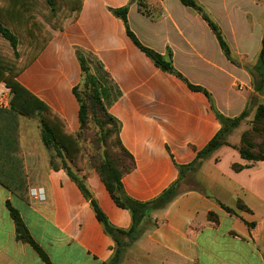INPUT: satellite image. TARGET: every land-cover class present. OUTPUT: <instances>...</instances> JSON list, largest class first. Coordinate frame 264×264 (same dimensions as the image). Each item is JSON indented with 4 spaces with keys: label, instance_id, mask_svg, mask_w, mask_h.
I'll return each instance as SVG.
<instances>
[{
    "label": "crops",
    "instance_id": "crops-1",
    "mask_svg": "<svg viewBox=\"0 0 264 264\" xmlns=\"http://www.w3.org/2000/svg\"><path fill=\"white\" fill-rule=\"evenodd\" d=\"M73 1L60 26L46 25L48 38L15 79L75 133L80 123L73 88L82 76L76 52L98 59L121 91L107 110L118 120L120 141L134 160L121 179L123 190L134 200H150L178 178V166L192 163L221 125L207 95L157 67L128 36L113 9L126 6L127 24L137 40L170 60L189 83L206 90L219 113L234 117L248 102L252 115L259 104L255 97L264 94V86L254 91L251 74L264 32V0H196L219 27L232 59L202 16L180 0H142L146 12L139 10L138 0ZM1 95L9 101L0 107L7 108L11 93L4 80ZM247 124L248 119L242 121L227 135L230 145L218 147L199 164L216 167L230 154L231 164L248 166L227 175L243 180L198 182V187L179 189L164 207L149 213L144 231L116 264H264V160H245L236 149ZM18 141L28 196L24 201L0 184V264H46L16 238L6 201L52 264L107 262L115 242L77 183L65 169L50 166L37 118L18 117ZM5 169L6 163L0 166ZM75 175L111 225L130 227V211L115 204L95 170ZM31 188H41L44 200L33 198ZM239 201L248 210L238 209Z\"/></svg>",
    "mask_w": 264,
    "mask_h": 264
},
{
    "label": "trees",
    "instance_id": "trees-1",
    "mask_svg": "<svg viewBox=\"0 0 264 264\" xmlns=\"http://www.w3.org/2000/svg\"><path fill=\"white\" fill-rule=\"evenodd\" d=\"M43 1L45 9L48 8L49 12H52L53 14L54 11L57 10V5L61 4L59 0ZM180 1L194 8L202 16L214 32L224 54L229 59H232L229 46L224 40L219 27L209 17L204 8L196 0ZM71 7H73V3L71 4ZM138 8L139 10L146 12L145 3L142 0H138ZM126 12V6L113 9V13L122 19L126 33L132 41L157 67L180 77L190 89L202 90L211 102V108L221 125L219 130L208 141V143L197 152L192 163L178 166V178L166 187L159 195L150 200H134L127 196L123 190L121 179L123 175L132 170L134 167V160L120 141L118 120H116V118L107 110V106L120 96L121 91L112 81L108 72L104 69L102 63L98 59L81 50H77L76 52L80 62L82 76L80 83L73 88V92L79 102L78 118L80 125L75 133H71L67 130L63 120L59 116L54 114L48 106L25 89L15 79L18 71L15 67V63L11 64L0 58V80L5 81V85L9 88L11 93L9 106L7 108L0 107V166L3 167L4 163H6V169L0 170V184L18 198L27 201L28 190L26 176L18 141V117L25 116L37 118L40 127L41 141L49 152L50 166L53 168L61 167L65 169L67 174L77 183L84 196L90 201L95 216L102 224L104 231L108 233L115 242L111 257L103 264L118 263L124 249L135 241L144 231L145 220L149 213L153 210L164 207L178 194L179 183L182 180L183 175L187 174L188 170L195 171L200 162L209 157L218 147L222 145H230L227 141V135L244 121L250 112L248 102L245 108L234 117H226L219 113L213 104L211 96L206 90L189 83L184 76L172 66L170 60L164 59L159 53L142 45L137 40L128 27ZM0 35L10 43L13 49H16L18 38L15 33L3 24L1 19ZM93 59L97 62L99 70L102 72L100 75H97L90 70V60ZM254 73L256 78L254 77ZM251 74L254 91L261 92L264 86V32L261 39V48L257 60L251 69ZM81 83H83L84 87L87 89L84 92L86 95L85 100L79 91ZM98 112L102 115L103 119H106L107 122L111 123L112 127L115 128L114 139H109V135L105 131L104 134L101 135L97 132H88L90 113L92 116H96ZM249 123L250 127L241 132L240 143L236 146V149L241 158L245 160L252 162L264 160V104L259 103L256 105L253 118ZM87 140H90L94 149H96V151L91 154L86 153L82 144ZM102 147L103 150L99 151ZM247 166L248 164H231V168L235 171H239ZM83 169L95 170L115 204L130 211L132 223L128 229L116 228L109 223L96 200L92 198L84 181L75 175L76 171ZM6 205L10 216L15 223L16 238L28 243L46 264H52L46 253L31 237L19 215V212L12 207L8 201H6ZM221 205L227 212H234L232 208L223 204ZM237 206L240 209L248 210V208L240 201ZM208 216L211 220L217 222V218L213 213H209Z\"/></svg>",
    "mask_w": 264,
    "mask_h": 264
},
{
    "label": "rangeland",
    "instance_id": "rangeland-1",
    "mask_svg": "<svg viewBox=\"0 0 264 264\" xmlns=\"http://www.w3.org/2000/svg\"><path fill=\"white\" fill-rule=\"evenodd\" d=\"M59 1L61 4H58L59 6L57 5V10L53 14L49 12L48 8L45 9L43 0H0V19L18 38L16 49H13L10 43L0 35V58L11 64L15 63L16 69L19 70L35 50L48 38L49 30L46 25L51 28L60 26L69 11L72 10L71 4L75 2L73 0ZM90 70L97 75L102 73L94 59L90 60ZM254 77L256 78L255 73ZM86 90L83 83H81L79 91L84 100L86 99V95L84 94ZM255 102L264 104V94L259 98L255 97ZM253 114H249L246 118L248 119L247 125L249 127V122L252 120ZM88 126V132H97L101 135L105 131L108 133L109 139H114L115 137V128L106 119H103L99 112L96 116H92L90 113ZM82 144L87 154L96 151L90 140ZM102 150L103 147L99 149V151ZM232 157L230 154H224L216 167H210L208 165L203 167L202 165L199 168L197 167L195 171L189 170L187 174L183 175L179 183V189L198 187L200 185L198 182H238L243 180V177L239 175H233L231 177L227 175L229 171H235L231 168ZM201 188L207 192L210 191L202 183Z\"/></svg>",
    "mask_w": 264,
    "mask_h": 264
},
{
    "label": "built area",
    "instance_id": "built-area-1",
    "mask_svg": "<svg viewBox=\"0 0 264 264\" xmlns=\"http://www.w3.org/2000/svg\"><path fill=\"white\" fill-rule=\"evenodd\" d=\"M8 101H9L8 97L2 95L0 96L1 105L7 104ZM29 193L33 198H36L38 200H44L45 195H44V191L41 188H31L29 190Z\"/></svg>",
    "mask_w": 264,
    "mask_h": 264
}]
</instances>
